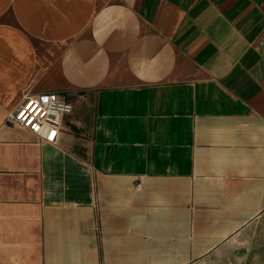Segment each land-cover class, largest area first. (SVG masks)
<instances>
[{"label": "crops", "instance_id": "0c3cea01", "mask_svg": "<svg viewBox=\"0 0 264 264\" xmlns=\"http://www.w3.org/2000/svg\"><path fill=\"white\" fill-rule=\"evenodd\" d=\"M0 264H264V0H0Z\"/></svg>", "mask_w": 264, "mask_h": 264}, {"label": "built area", "instance_id": "2783aa9c", "mask_svg": "<svg viewBox=\"0 0 264 264\" xmlns=\"http://www.w3.org/2000/svg\"><path fill=\"white\" fill-rule=\"evenodd\" d=\"M71 110L72 102L58 94H25L16 108L8 112L7 119L28 129L41 140L54 143L60 132L62 117Z\"/></svg>", "mask_w": 264, "mask_h": 264}, {"label": "snow or ice", "instance_id": "6c2138e0", "mask_svg": "<svg viewBox=\"0 0 264 264\" xmlns=\"http://www.w3.org/2000/svg\"><path fill=\"white\" fill-rule=\"evenodd\" d=\"M22 115V117H23V114H21ZM30 123H31V120L29 121ZM35 127V126H34Z\"/></svg>", "mask_w": 264, "mask_h": 264}]
</instances>
